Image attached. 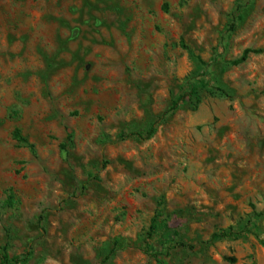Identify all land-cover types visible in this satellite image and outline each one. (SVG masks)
<instances>
[{"label":"rangeland","instance_id":"374dc122","mask_svg":"<svg viewBox=\"0 0 264 264\" xmlns=\"http://www.w3.org/2000/svg\"><path fill=\"white\" fill-rule=\"evenodd\" d=\"M261 241L264 0H0V264H264Z\"/></svg>","mask_w":264,"mask_h":264},{"label":"trees","instance_id":"16d2710c","mask_svg":"<svg viewBox=\"0 0 264 264\" xmlns=\"http://www.w3.org/2000/svg\"><path fill=\"white\" fill-rule=\"evenodd\" d=\"M252 53V51L250 50H246L241 58L237 61L232 62L233 65H239L242 62H245L248 59V55ZM194 95V91L190 88L187 92H185L182 97L179 100H176L174 102H172L171 107H170V111H175L179 108L180 104H185L191 101L192 97ZM153 131L154 129L151 128L146 137L144 138V140H147L149 138H151V136L153 135ZM15 139L18 140L19 142H22V138L19 135V133L16 131L15 132ZM131 136H137L138 138L141 137V135H131ZM161 218V215L158 213L156 215V217L153 220V223L151 224L150 230H149V237H152L156 231L159 229V225L162 223V221H158V219ZM163 232L160 236V240L162 244L167 245V250H175V249H187V250H193L194 246H190V245H186L184 243H181L179 241H177V238L179 236L178 232L172 229H169L168 227L164 226L163 227ZM237 237V234L234 233L231 230H221L218 233H214L211 236V241H215V240H219V239H228V238H235ZM261 244L264 246V242L261 241ZM153 258H157V254H152L150 255ZM20 261L18 258H12L10 257V255L8 254L7 250L4 248L3 249V255L1 258V263L2 264H18Z\"/></svg>","mask_w":264,"mask_h":264}]
</instances>
